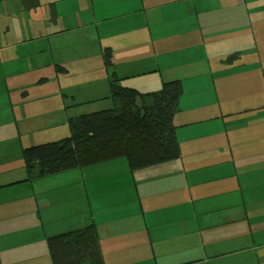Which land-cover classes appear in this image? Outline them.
<instances>
[{
	"label": "crops",
	"instance_id": "obj_1",
	"mask_svg": "<svg viewBox=\"0 0 264 264\" xmlns=\"http://www.w3.org/2000/svg\"><path fill=\"white\" fill-rule=\"evenodd\" d=\"M2 1L26 17L41 6L50 15L41 22L45 35L0 34V81L13 74L8 94L34 87L41 68L78 63L75 37L90 34L102 55L87 59L100 62L110 48L122 86L153 93L181 80L184 93L174 117L181 157L134 174L114 161L25 182L20 150L45 114L28 103L12 121L7 114L0 124V149L8 146L0 154V264H52L47 239L91 224L105 264H264V0ZM85 19L89 25L80 26ZM104 71L88 88L89 103L111 102ZM62 80L53 82L51 102L65 106L71 87ZM58 121H41L38 131L56 136L48 127Z\"/></svg>",
	"mask_w": 264,
	"mask_h": 264
},
{
	"label": "trees",
	"instance_id": "obj_2",
	"mask_svg": "<svg viewBox=\"0 0 264 264\" xmlns=\"http://www.w3.org/2000/svg\"><path fill=\"white\" fill-rule=\"evenodd\" d=\"M102 62L110 77L111 108L69 118L67 138L23 148L25 182L118 159L134 173L181 157L174 117L182 81L141 93L119 83L110 48H104ZM56 71L68 72L59 66ZM47 247L52 264H105L95 225L49 237Z\"/></svg>",
	"mask_w": 264,
	"mask_h": 264
},
{
	"label": "rangeland",
	"instance_id": "obj_3",
	"mask_svg": "<svg viewBox=\"0 0 264 264\" xmlns=\"http://www.w3.org/2000/svg\"><path fill=\"white\" fill-rule=\"evenodd\" d=\"M83 6H87V4L83 3ZM94 8L98 9L99 11H102L104 9V8H98V7H94ZM26 14L27 13L24 10L17 8V6H15L12 3V1L9 3H7L6 1L0 2V34H28L29 30H31L33 34H42L41 22L44 19H47V18L50 19L48 8L46 6H41L38 11V14H31V15H28L27 17H26ZM79 24L82 27H86L87 25H89V21L85 19L83 22ZM42 35H45V34H42ZM90 35L92 37H88V36L86 37L76 36L75 37L76 39H78L80 43H79V46L77 47V52L74 55V57L76 58L78 57L80 61L74 64L73 66H70V68H66L69 72L67 73L57 72L56 69L58 65L54 66V69L41 68L40 72L38 73L34 72L32 74L33 78H32V82L30 83H34L35 84L34 87H31L26 90H21V91H12L9 94L4 85H7L8 87H10L11 85L10 82H13V74L11 77H6L0 81V124L12 121L13 116H14L13 111L18 110L19 104H22V103H28V104H34V105L38 104L39 105L38 109L43 111V113L45 114L43 116H40L38 124H34V126H38V129L30 130L28 132L30 134V137L24 138L23 143L25 146L23 148L30 147L28 146L29 145L28 143L29 141H31L33 136H35L36 139L34 142H32V144H30L31 146L33 145L36 146V145L54 142V141L67 138L70 136V130H69V124H68V119L70 117L72 116L76 117L82 114H91V113L99 112L102 110H106V108L99 109V107L110 102L109 99L99 100V101L89 103L92 100L90 99V95L89 97H87L88 94H90L91 92L90 90H88V88L98 83V81H100L98 77L99 76L103 77V75L105 74V71H104L105 68L103 69L104 66H102V60L100 62H96L91 59H87L95 55L99 56V58L101 59V55H102V51L94 39L95 34L94 35L90 34ZM35 37L36 35L34 36V38ZM44 49H45L44 46L42 45L39 46V51L41 52L43 56L42 63H44L46 60V52L44 51ZM92 62H95V63L91 64ZM33 67H35L34 64H33ZM11 70L13 73V66L12 68L10 66L6 67V71H8L9 73L11 72ZM57 76L62 77L63 80L61 84L65 89L67 87H71V90H69L68 92L64 94V99L66 103L65 106H62L61 102H57V101L51 102L52 96H53V95L51 96V94L54 92L52 90V87L55 85V83L53 82H55ZM39 77H43V78H39ZM46 80L49 82L47 86L39 85L41 81H46ZM3 82L5 83L3 84ZM75 89H77V91H75ZM27 91H29L28 94L23 98L22 94L26 93ZM33 92H38V93L36 95H33L32 94ZM80 96H82L83 98L78 99L77 102H75V97L79 98ZM47 100L49 101L46 102V104H43ZM110 104L111 105L108 107L111 108L112 103L110 102ZM32 107L36 108L35 106H32ZM29 109L30 108H28L27 111ZM75 109H78V110L75 111ZM81 110L88 111V112H81ZM57 112H60V113H57ZM7 114H9L11 117V120L9 121L4 120L8 117ZM56 115H58L59 118H62V121H58L57 124L48 127V128H51L49 130L51 131L54 130L52 132H56V133L58 132L56 136H53L44 130L38 131L39 129L42 128V126L50 125L53 118H58V117H54ZM41 121L44 122V125L40 123ZM24 129L25 128L21 129V133H23ZM61 131L64 134H62V136H59V132ZM41 134H42L41 138L37 139L38 136H40ZM54 137L56 138L53 139ZM3 147L8 148V146L5 143L2 144V148ZM1 149H0V154L6 155L7 154L6 149L4 150H1ZM22 149L20 150V154H19L20 158L18 159V162L20 163L23 162ZM115 161H121L127 164L125 159H118ZM111 162H114V161H111ZM5 164L6 163H1L0 167L4 166ZM146 169H151V168H146ZM134 173H131V174H134ZM91 225H94V224H91Z\"/></svg>",
	"mask_w": 264,
	"mask_h": 264
}]
</instances>
